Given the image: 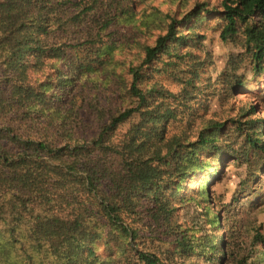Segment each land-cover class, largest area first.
<instances>
[{
	"label": "trees",
	"instance_id": "obj_1",
	"mask_svg": "<svg viewBox=\"0 0 264 264\" xmlns=\"http://www.w3.org/2000/svg\"><path fill=\"white\" fill-rule=\"evenodd\" d=\"M142 2L0 0V264L264 260L262 224L227 235L211 192L229 162L235 192L258 183L263 121L207 117L244 58L264 69V0ZM205 26L242 50L216 76Z\"/></svg>",
	"mask_w": 264,
	"mask_h": 264
},
{
	"label": "rangeland",
	"instance_id": "obj_2",
	"mask_svg": "<svg viewBox=\"0 0 264 264\" xmlns=\"http://www.w3.org/2000/svg\"><path fill=\"white\" fill-rule=\"evenodd\" d=\"M196 2H206L209 6H217L220 0H143V2L139 4L138 9L152 5L159 7L160 10L164 12H169L179 17ZM203 29L206 30L207 34L205 35L207 37L204 40V45L212 58V65L208 68V72L212 76H216L223 69L228 70L227 62L230 56L241 54L242 50L231 43H223L218 38L217 32L210 29L209 26H205ZM237 74H240L241 80L243 81L242 89L237 91V96L223 103L214 101L207 117H238L253 110L251 117L263 121L260 122V124H262L261 130H264V69L261 73H259V71L255 72L252 70L250 62L244 58L237 70ZM162 79L164 80V78ZM168 85H170L173 90L177 89L173 83H168ZM90 89L94 91L92 87H90ZM103 93L105 92L103 91ZM229 163L230 164L226 167V173L223 174L219 181L211 186V192L215 197L222 194V202H229L233 205L230 212L225 213V217L228 218L227 235L237 236L236 234L240 229L247 232L249 225L250 234L251 227L257 226L259 223L262 224V230L264 232V174L259 178L260 180H258L257 184L250 186V188L252 187L251 189H247L242 193H237L235 191L237 189L238 174L241 173V168L237 167L232 162ZM253 187L254 190H252ZM193 208L196 211L200 210L197 203L191 202L189 207L187 206L180 210V218L182 220L189 219L191 216L190 211ZM199 212H201V210ZM241 223L244 224V227L241 226ZM234 225H238V227L235 231H232ZM245 234L246 233L241 235L242 238L238 239L239 242L246 240ZM262 249L264 250V247H262ZM245 250V246H242L235 251V254L240 255ZM196 264L208 263L196 260ZM260 264H264V260H261Z\"/></svg>",
	"mask_w": 264,
	"mask_h": 264
}]
</instances>
